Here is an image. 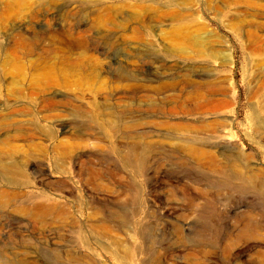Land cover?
Returning <instances> with one entry per match:
<instances>
[{
    "label": "rangeland",
    "instance_id": "rangeland-1",
    "mask_svg": "<svg viewBox=\"0 0 264 264\" xmlns=\"http://www.w3.org/2000/svg\"><path fill=\"white\" fill-rule=\"evenodd\" d=\"M49 84L52 111L30 97ZM262 89L264 0H0V137L20 124L44 146L3 184L22 196L0 201V246L37 264H264Z\"/></svg>",
    "mask_w": 264,
    "mask_h": 264
},
{
    "label": "bare ground",
    "instance_id": "bare-ground-1",
    "mask_svg": "<svg viewBox=\"0 0 264 264\" xmlns=\"http://www.w3.org/2000/svg\"><path fill=\"white\" fill-rule=\"evenodd\" d=\"M35 43H36L35 40L28 39L25 42H19V45L24 47L27 44L32 45ZM74 43L76 45H80V46L82 45L83 46L82 41H76ZM47 50L51 52L52 51V45H48ZM31 88L37 89V91L35 92L36 94H30L31 95L30 97L32 99H34L33 102L39 104L40 106L46 107L47 110L52 111V104L58 105L60 103V100H58L56 98L57 95L54 96V98H53L52 93L49 95L44 94L46 91L52 90L51 84L47 85V87H31ZM258 94L262 97L260 107H261V110L264 112V89L259 90ZM34 95H35V97H34ZM17 96H19V95H17ZM55 99H57V100H55ZM21 110L27 111L26 108H24V106L21 108ZM255 118H256V122H257L258 126H260L261 125L260 118H257V117H255ZM2 119H3V116L0 115V121ZM252 120H254V117H252ZM14 128L16 129V133L14 135H9L8 133H5V135L3 137H0V201L1 202H6V201L10 202L11 199L15 198L16 196L21 195V192L16 190L20 185L19 182L23 180L21 177V175H22L21 162H20V159L18 156L26 155V152H28V150H38V149L41 151L44 150L43 144L41 142H38L35 140V138H38L37 136H38V133H40L39 131H37L33 128H27V127L21 126L20 124H18ZM0 129H1V126H0ZM48 136L52 140V132H50L48 134ZM74 138H77V139H75L74 143L77 146H79L81 144V142L78 139H80V138L78 136H74ZM16 139H22V140L26 141V143H25L27 146L26 151H22L24 149H22V146L18 145L15 142ZM202 144L203 143L198 144V143L191 142V143L187 144V148L193 154L198 156L199 158L211 157L212 155H211L210 151L208 149H205L204 145H202ZM54 150L63 154L64 157L67 154H69V151H70L69 146L66 143H64L63 141L58 140V139H56V143L54 144ZM74 157H78V155H76ZM215 158H217V157H215ZM235 165L238 166L237 163H235ZM257 170H258V168L256 166H250L249 165V167H247L246 170L244 171V178L246 180H252L254 178ZM3 184L15 186L16 189H14L13 191H10L6 187H4ZM94 196H95V199H97V200L102 199L101 195L95 194ZM16 209L20 212L26 213V211L28 212L29 209H31V207H29L27 205V203L22 202L21 204H19L16 207ZM32 210H33V213H35V214H42V213H45L48 210H50V207L47 205L41 204V205H37ZM1 225L2 224H1V216H0V226ZM121 245L125 246V249H128L127 245L122 244V243H121ZM20 248H21V246H19V245H18V247H10V248L6 247V246H0V261L3 262V260H5V258H8V259H12V260H17V261L24 263V264H37L38 263L37 259L30 260L28 254H27L29 252L27 248L26 249L22 248V250H20ZM126 252H128V250ZM20 255H22L23 257Z\"/></svg>",
    "mask_w": 264,
    "mask_h": 264
}]
</instances>
